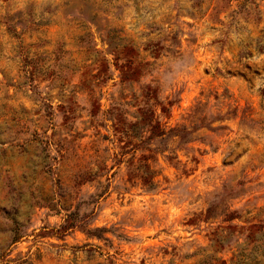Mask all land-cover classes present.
Here are the masks:
<instances>
[{
	"label": "rangeland",
	"instance_id": "374dc122",
	"mask_svg": "<svg viewBox=\"0 0 264 264\" xmlns=\"http://www.w3.org/2000/svg\"><path fill=\"white\" fill-rule=\"evenodd\" d=\"M108 33L188 133L120 157ZM0 264H264V0H0Z\"/></svg>",
	"mask_w": 264,
	"mask_h": 264
},
{
	"label": "trees",
	"instance_id": "16d2710c",
	"mask_svg": "<svg viewBox=\"0 0 264 264\" xmlns=\"http://www.w3.org/2000/svg\"><path fill=\"white\" fill-rule=\"evenodd\" d=\"M108 51L113 55V65L120 72V88L123 93H129L123 103L114 105V131L117 133V142L120 143L119 149L122 151L119 155L124 157L130 152L146 150L152 152L148 147L155 139L165 138L168 134L188 133L186 128L170 127L168 120L172 116L171 109L175 102L168 101L167 103L160 98V91L151 83H146L143 78L146 76V70L153 63L149 58L158 59L160 57L159 46L147 45L145 51L148 57L141 54L131 43L123 45L118 40L120 36L113 37V34H107ZM94 60V63H99L103 67V79H109L111 62L103 57L100 61ZM96 76V75H95ZM106 76V77H105ZM97 77V76H96ZM122 106H128L130 109L122 110ZM94 116L95 112H91ZM179 137V135H176ZM183 136L180 135V138ZM150 158L142 154L139 161H143L131 173L142 180L144 186L148 189L155 187L153 182L154 170L149 164ZM120 161V160H119ZM68 207H65L67 209ZM234 217H231L233 219ZM74 225L68 222L67 229Z\"/></svg>",
	"mask_w": 264,
	"mask_h": 264
}]
</instances>
